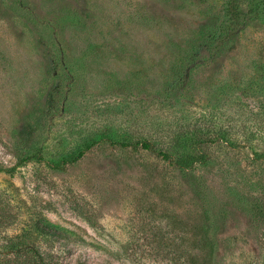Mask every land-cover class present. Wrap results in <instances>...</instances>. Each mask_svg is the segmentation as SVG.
<instances>
[{
	"label": "rangeland",
	"instance_id": "rangeland-1",
	"mask_svg": "<svg viewBox=\"0 0 264 264\" xmlns=\"http://www.w3.org/2000/svg\"><path fill=\"white\" fill-rule=\"evenodd\" d=\"M39 229L57 264H264V0H0V252Z\"/></svg>",
	"mask_w": 264,
	"mask_h": 264
},
{
	"label": "trees",
	"instance_id": "trees-1",
	"mask_svg": "<svg viewBox=\"0 0 264 264\" xmlns=\"http://www.w3.org/2000/svg\"><path fill=\"white\" fill-rule=\"evenodd\" d=\"M202 46L208 49L210 45L208 42L201 43L198 45L197 49ZM194 50L197 52L196 48H194ZM143 146L145 148H149V144L147 142H145ZM81 154L82 151L79 152L78 155L70 154L63 157V161H75ZM43 235H46V233L39 229L36 237H34V240H31L25 235L10 239L1 248L0 264H57L56 262H51L53 257L48 252L46 253L41 251L37 243H35V239H38Z\"/></svg>",
	"mask_w": 264,
	"mask_h": 264
}]
</instances>
